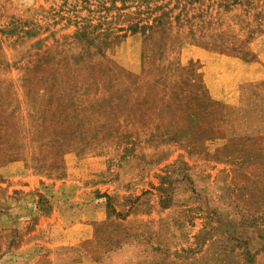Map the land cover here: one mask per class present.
<instances>
[{
    "label": "rangeland",
    "instance_id": "obj_1",
    "mask_svg": "<svg viewBox=\"0 0 264 264\" xmlns=\"http://www.w3.org/2000/svg\"><path fill=\"white\" fill-rule=\"evenodd\" d=\"M0 264H264V0H0Z\"/></svg>",
    "mask_w": 264,
    "mask_h": 264
}]
</instances>
